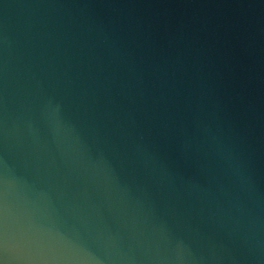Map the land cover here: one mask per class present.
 I'll return each mask as SVG.
<instances>
[{"label":"water","instance_id":"water-1","mask_svg":"<svg viewBox=\"0 0 264 264\" xmlns=\"http://www.w3.org/2000/svg\"><path fill=\"white\" fill-rule=\"evenodd\" d=\"M0 264H264V0H0Z\"/></svg>","mask_w":264,"mask_h":264}]
</instances>
